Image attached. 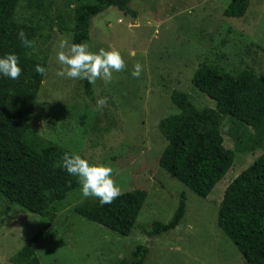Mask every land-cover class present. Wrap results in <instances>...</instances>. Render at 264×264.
I'll return each mask as SVG.
<instances>
[{
    "label": "rangeland",
    "instance_id": "374dc122",
    "mask_svg": "<svg viewBox=\"0 0 264 264\" xmlns=\"http://www.w3.org/2000/svg\"><path fill=\"white\" fill-rule=\"evenodd\" d=\"M231 0H131L135 18L108 8L90 21L89 50L116 49L125 70L112 81L91 84L56 75L59 41L71 44L73 11L82 0H20L15 21L35 30L32 54L46 69L33 86L35 101L26 123V139L81 155L93 165L113 168L121 193L143 190L146 200L131 233L122 237L75 214L95 198L82 197L80 185L53 205L55 219L36 249L40 264H115L130 258L136 246L148 248L145 264H246L235 245L217 227L220 202L228 184L264 153L253 129L222 116L219 131L226 149L235 151L231 169L206 198L194 195L165 173L158 160L166 140L158 123L180 111L170 94L188 96L198 109L214 102L195 90L191 78L200 65L228 73L252 71L264 77V0H249L242 18H226ZM139 63V78L132 76ZM32 72L35 73L32 64ZM107 97L102 112L96 100ZM62 157L57 161L60 165ZM186 197L179 226L148 238L155 221L166 223ZM43 220L0 196V264L14 255L40 229Z\"/></svg>",
    "mask_w": 264,
    "mask_h": 264
},
{
    "label": "trees",
    "instance_id": "16d2710c",
    "mask_svg": "<svg viewBox=\"0 0 264 264\" xmlns=\"http://www.w3.org/2000/svg\"><path fill=\"white\" fill-rule=\"evenodd\" d=\"M20 0H0V58L9 53L19 58L21 76L12 80L0 75V196L9 204L37 215L43 220L40 229L13 257L14 264H40L36 249L51 228L56 215L55 203L78 188L75 177L57 164L62 151L57 147H41L26 139V123L33 109V86L41 75L32 72L41 65L34 61L31 49L21 46L17 32L23 29L35 39L32 26L15 21ZM131 0H82L73 11L71 43H86L90 21L108 8L136 17L128 8ZM249 0H231L223 11L226 18H242ZM195 90L214 102L213 108H196L188 96L170 94L171 103L180 111L158 123L166 140L158 166L194 195L206 199L231 169L235 151L226 149L219 131L222 116H229L258 134L264 140V77L252 71L232 76L200 65L191 78ZM91 96V84L84 80ZM146 200L143 190L122 193L111 204L101 206L99 200L75 214L91 223L122 236L136 226L137 217ZM186 211V197L179 195L178 205L166 223L155 221L148 238L160 237L176 229ZM217 227L235 245L246 264H264V153L226 187L219 204ZM148 248L138 245L127 260L115 264H145Z\"/></svg>",
    "mask_w": 264,
    "mask_h": 264
},
{
    "label": "clouds",
    "instance_id": "9594fccd",
    "mask_svg": "<svg viewBox=\"0 0 264 264\" xmlns=\"http://www.w3.org/2000/svg\"><path fill=\"white\" fill-rule=\"evenodd\" d=\"M21 46L25 49L36 51L35 41L30 39L27 33L20 29L17 32ZM59 51L56 59L60 65L56 75L68 79L87 80L90 84L102 80L105 84L112 81L114 72L125 70V61L116 49H99L98 53L89 50L87 43H69L66 38H61L58 44ZM34 71L42 77L46 69L36 65ZM22 69L19 67V58L16 54L9 53L0 58V75L12 80L21 76ZM142 66L137 63L132 71L134 78H139ZM108 103L107 97L96 100L95 110L102 112ZM68 175L75 177L79 183L82 197L85 199L95 198L101 206L111 204L122 193L116 185L113 177V168L105 165H93L81 155L65 153L60 164Z\"/></svg>",
    "mask_w": 264,
    "mask_h": 264
}]
</instances>
